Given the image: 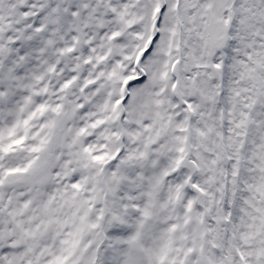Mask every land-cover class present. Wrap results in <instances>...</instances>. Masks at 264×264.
<instances>
[{"label":"snow or ice","instance_id":"1","mask_svg":"<svg viewBox=\"0 0 264 264\" xmlns=\"http://www.w3.org/2000/svg\"><path fill=\"white\" fill-rule=\"evenodd\" d=\"M0 264H264V0H0Z\"/></svg>","mask_w":264,"mask_h":264}]
</instances>
